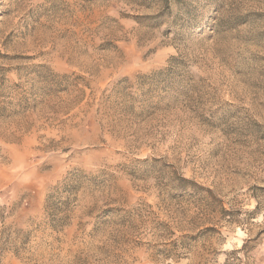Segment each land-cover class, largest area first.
I'll list each match as a JSON object with an SVG mask.
<instances>
[{
	"label": "rangeland",
	"instance_id": "rangeland-1",
	"mask_svg": "<svg viewBox=\"0 0 264 264\" xmlns=\"http://www.w3.org/2000/svg\"><path fill=\"white\" fill-rule=\"evenodd\" d=\"M0 264H264V0H0Z\"/></svg>",
	"mask_w": 264,
	"mask_h": 264
},
{
	"label": "trees",
	"instance_id": "trees-1",
	"mask_svg": "<svg viewBox=\"0 0 264 264\" xmlns=\"http://www.w3.org/2000/svg\"><path fill=\"white\" fill-rule=\"evenodd\" d=\"M180 180H181V182H183V183H190V181H189L188 179H186V178H181Z\"/></svg>",
	"mask_w": 264,
	"mask_h": 264
}]
</instances>
